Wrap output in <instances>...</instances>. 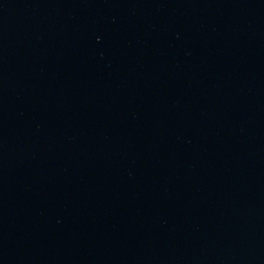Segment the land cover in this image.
Instances as JSON below:
<instances>
[{"label":"water","instance_id":"obj_1","mask_svg":"<svg viewBox=\"0 0 264 264\" xmlns=\"http://www.w3.org/2000/svg\"><path fill=\"white\" fill-rule=\"evenodd\" d=\"M0 264H264V0H0Z\"/></svg>","mask_w":264,"mask_h":264}]
</instances>
